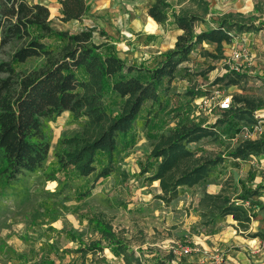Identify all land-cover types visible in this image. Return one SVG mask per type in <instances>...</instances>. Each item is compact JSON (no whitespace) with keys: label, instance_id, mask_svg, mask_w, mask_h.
Wrapping results in <instances>:
<instances>
[{"label":"rangeland","instance_id":"obj_1","mask_svg":"<svg viewBox=\"0 0 264 264\" xmlns=\"http://www.w3.org/2000/svg\"><path fill=\"white\" fill-rule=\"evenodd\" d=\"M87 1L88 10L81 23L60 21L54 5H49L51 26L70 33L85 25L95 27L93 42L104 44L103 50L114 52L125 62L149 67L157 64L162 52L171 49L157 53V39L172 43L177 28L174 15L195 13L206 21L212 19L211 14L205 15L198 0H165L169 4L168 19L160 24L147 15V8L156 0H118L119 20V15H114L119 12L112 10L91 14ZM242 12L245 18L254 16L264 22V0H252V6L244 7ZM150 21L154 23L152 29L147 28ZM195 26L199 29L204 23L199 21ZM223 44L221 59L201 53L214 52V44L198 45L190 60L183 63L185 66L179 65L164 96V108L144 104L134 124L133 145L115 155L114 170L106 177L97 174L107 162L104 155L96 163L97 170L88 176L79 175L73 167L60 169L57 162L58 152L77 146L76 142L73 147L64 146L63 139L81 134L88 139L99 128L90 126L85 130L86 120L75 119L68 111L46 120L49 151L42 165L15 181L0 176V264H160L161 259L184 260L193 254V241L209 233L212 217L221 229H235L246 237L255 234L264 244V186L258 187V194L252 197L256 205L242 202L249 214L257 213L249 223L238 225L232 216H220L217 210L223 197L233 200L245 189L264 184V153L251 154L245 160L229 155L244 141L264 139V68L252 64L255 46L250 49L249 44L240 48ZM236 49L237 56L233 55ZM40 62V58H29L15 64V68L28 72ZM225 70L243 73L244 77L237 85L215 83ZM201 92L207 93L205 102L199 98ZM234 95L263 105L255 112L257 122L244 126L235 136L215 133L187 143L193 154L166 170L163 177H157L162 157H156L154 150L161 137L193 123L213 125L223 115L217 101L231 96L233 102ZM106 103L110 115L119 114L125 107L120 99L111 98ZM147 118L152 122H146ZM215 157L223 160L207 177L190 186L179 185L176 197L165 199L173 178ZM103 228L109 229L110 237L103 234ZM111 240L121 242L134 254L127 258L113 255L107 247ZM96 245L101 247L97 249ZM184 249L188 252L183 253ZM213 254L224 252L216 249Z\"/></svg>","mask_w":264,"mask_h":264},{"label":"trees","instance_id":"obj_2","mask_svg":"<svg viewBox=\"0 0 264 264\" xmlns=\"http://www.w3.org/2000/svg\"><path fill=\"white\" fill-rule=\"evenodd\" d=\"M198 2L203 12H207V2ZM59 3L62 22L81 21L88 10L87 0H59ZM168 7L165 0H156L147 8V15L163 23L168 19ZM256 19L254 16L245 18L239 12L225 13L209 24L199 14L174 15L181 32L173 47L162 52L157 64L149 67L129 64L114 52L103 50L104 44L93 42L95 27L86 26L74 33L54 29L50 9L44 4L0 0V176L6 181H15L20 175L39 168L49 151L45 121L65 111L75 119L84 118L85 130L90 126L99 129L88 139L83 138V134L63 139L64 146L73 147L74 142L77 146L58 152L59 168L73 167L79 175L88 176L97 170L96 163L104 155L107 162L97 174L108 176L114 170L115 155L133 145L134 124L144 104L150 102L159 109L166 106L163 99L179 65L188 61L189 55L203 42L216 46L215 52L203 50L202 55L221 59L222 42H231L235 33L264 29V22L255 24ZM199 21L205 23V28L196 29L195 23ZM29 58H40L41 62L28 72L16 70L15 64ZM242 77L243 73L228 70L214 82L237 85ZM204 94L206 92H201L199 96ZM111 98L124 100L125 107L119 114L110 115L106 100ZM233 98L230 109L223 111L213 125L193 123L161 137L154 150L156 157H162L157 177H163L166 170L193 154L187 143L215 133L235 136L244 126L256 123L254 111L263 105L243 95ZM147 121L152 122L148 118ZM258 153H264L263 138L244 141L229 155L245 160ZM222 160L220 157L205 159L173 178L165 199L175 198L179 185L190 186L207 177ZM262 186L264 184L245 189L233 200L223 197L221 204H217L219 215L232 216L238 225L249 223L257 213L249 214L242 202L256 205L258 202L252 197ZM208 222V232H217L215 219L212 217ZM102 231L107 238L111 236L109 229ZM100 247L96 245L97 249ZM107 247L115 256L127 258L134 254L115 240L109 241Z\"/></svg>","mask_w":264,"mask_h":264},{"label":"crops","instance_id":"obj_3","mask_svg":"<svg viewBox=\"0 0 264 264\" xmlns=\"http://www.w3.org/2000/svg\"><path fill=\"white\" fill-rule=\"evenodd\" d=\"M47 1L46 0L44 1L43 0H32L30 2H38L48 7L49 5L53 4L55 10L58 13L57 15L59 17L60 11H61V5L59 3V0H47ZM89 2H90L89 12L91 14L95 13L97 15H101L105 11L112 10L115 12H119L118 14H114L117 16L119 15L117 20L121 18L120 16L121 5L119 4L118 0H89ZM207 2H208L207 4L208 11L206 12L205 15L211 14L212 19H209L208 21H206L204 18V20L206 22H209V24H212L210 21H213L214 19L217 20L219 16L225 13L239 12L243 14L242 9L244 7L248 5L252 6V0H220V1L208 0ZM176 6L178 7L180 6V4ZM214 15L216 17H214ZM84 16H86V14ZM84 16L81 21L71 20V21H67L64 23H69V22L81 23L84 19ZM256 21L257 22L263 21V18H257L256 20H254V22ZM153 26H154V23L150 21L147 28L152 29ZM205 26L206 25L204 23V26H202L199 29H203L205 28ZM87 27H91V26L87 25ZM180 32L181 30L176 28L175 37L172 40V43L170 45H167L165 40H163V38L161 39V37H158L157 53L161 52L162 50H165L166 48H172L176 40V37ZM260 32L264 33V29L240 32L236 37H233L232 41L229 43L235 46V48H240L244 44H249L248 46L250 49L254 48L255 46V48L252 49L253 50L252 64L256 65V68L261 67L263 69L264 68V52H261V51H263L264 49V42H263L264 34H261ZM223 43H227V42H222L223 52H224L225 46ZM206 44H214L216 46L215 43H205V42L199 45L201 46V45H206ZM236 52H237V49L233 51V55L235 53V56H237L238 53ZM190 57L191 56L189 55V60H190ZM127 63L130 64L132 62H127ZM183 63L181 65L185 66V64ZM206 95L207 93L202 96H199V98H203V100H206L207 99ZM256 111L257 110L254 111L255 118H256L255 116ZM255 236L256 235L254 234L252 236L246 237L244 235L237 233L235 229L226 230V229H221L218 226L217 232L208 233L207 235H204L202 238L194 240L192 243V247H191L193 254H190V255L188 254L184 260L180 259L179 257H175V259H171V260L161 259L160 262L162 263L160 264H264V244L261 242L262 239L260 240L258 237H255ZM216 249L222 250L224 254H213V250H216ZM196 251H199V254H196L195 253ZM200 253H203V254H200Z\"/></svg>","mask_w":264,"mask_h":264},{"label":"built area","instance_id":"obj_4","mask_svg":"<svg viewBox=\"0 0 264 264\" xmlns=\"http://www.w3.org/2000/svg\"><path fill=\"white\" fill-rule=\"evenodd\" d=\"M231 104H232L231 96H223L217 101L216 105H217V109L223 112L225 110L230 109ZM187 252H188L187 249L183 250V253H187Z\"/></svg>","mask_w":264,"mask_h":264}]
</instances>
